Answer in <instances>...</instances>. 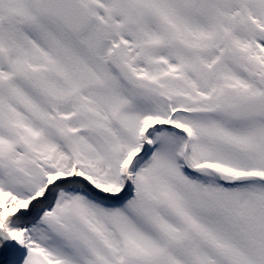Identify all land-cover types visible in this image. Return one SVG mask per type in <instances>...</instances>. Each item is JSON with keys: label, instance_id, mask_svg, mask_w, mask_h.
<instances>
[{"label": "snow or ice", "instance_id": "obj_1", "mask_svg": "<svg viewBox=\"0 0 264 264\" xmlns=\"http://www.w3.org/2000/svg\"><path fill=\"white\" fill-rule=\"evenodd\" d=\"M0 264H264V0H0Z\"/></svg>", "mask_w": 264, "mask_h": 264}]
</instances>
